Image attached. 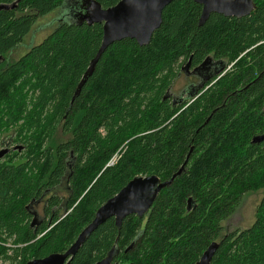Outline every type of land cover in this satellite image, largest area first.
I'll return each mask as SVG.
<instances>
[{
    "label": "trees",
    "instance_id": "16d2710c",
    "mask_svg": "<svg viewBox=\"0 0 264 264\" xmlns=\"http://www.w3.org/2000/svg\"><path fill=\"white\" fill-rule=\"evenodd\" d=\"M66 1L0 0L16 2L0 8V137L12 132L9 147H22L0 160V264L65 252L133 178L164 182L181 166L144 216L119 229L107 220L69 264H95L115 245L112 263L197 264L213 242L210 264H264V0L201 27L200 5L173 0L148 45L113 43L78 92L103 24L59 22L9 58ZM207 57L223 68L173 107L181 67ZM259 191L252 225L227 231L243 197Z\"/></svg>",
    "mask_w": 264,
    "mask_h": 264
},
{
    "label": "water",
    "instance_id": "95a60500",
    "mask_svg": "<svg viewBox=\"0 0 264 264\" xmlns=\"http://www.w3.org/2000/svg\"><path fill=\"white\" fill-rule=\"evenodd\" d=\"M68 1V0H67ZM67 1L65 3H67ZM173 0H120L113 7L102 9L93 0H75L73 3L74 21L87 22L88 24L100 23L102 25V40L95 57L90 61L87 72L81 80L77 92L84 84L86 78L91 75L97 62L105 50L113 43L131 39L139 46L149 44L153 33L160 28L162 23V11ZM201 6V14L198 20L199 27L203 26L211 14H219L228 18L241 19L251 14L255 8L253 0H192ZM16 2L9 6H2L3 9H13ZM85 12L83 20L79 15ZM73 21V22H74ZM219 73V72H218ZM217 73V74H218ZM216 74V75H217ZM197 93V92H196ZM195 94V93H194ZM192 97V96H190ZM262 137H255L252 142H258ZM10 143V141H9ZM0 150V160L9 152L21 150V146L12 148L4 144ZM183 167L168 181L161 182L158 177L152 175L147 177H135L129 181L115 196L100 206L94 214L92 221L83 228L74 243L63 253H52L41 259H33L26 264H69L77 254L80 247L107 220L113 218L116 227L119 229L124 218L130 215L137 217L144 216L158 193L165 187L170 186L174 178L179 175ZM191 199L187 200V209H190ZM218 243H211L204 251L197 264H210ZM118 253L115 246L105 258L95 264H117L112 263Z\"/></svg>",
    "mask_w": 264,
    "mask_h": 264
},
{
    "label": "rangeland",
    "instance_id": "374dc122",
    "mask_svg": "<svg viewBox=\"0 0 264 264\" xmlns=\"http://www.w3.org/2000/svg\"><path fill=\"white\" fill-rule=\"evenodd\" d=\"M75 0H68L61 9L54 12L53 14L39 20L34 29L31 32V35L19 46L11 55L10 60L17 59L22 56L26 50L32 45H36L42 41L50 32L54 29V27L62 21H74V13L71 12L73 9V3ZM184 84L186 82L183 80L178 81L175 84L174 90H181L184 88ZM13 133L10 132L6 135L1 136V142L5 145L9 144L10 138L13 137ZM5 146H0V150ZM262 200V192H255L247 194L243 197L239 208L235 212L233 216H231L223 226L227 229V231H231L234 228L246 229L249 228L255 220L256 209ZM10 242H7V245Z\"/></svg>",
    "mask_w": 264,
    "mask_h": 264
},
{
    "label": "flooded vegetation",
    "instance_id": "af4514ba",
    "mask_svg": "<svg viewBox=\"0 0 264 264\" xmlns=\"http://www.w3.org/2000/svg\"><path fill=\"white\" fill-rule=\"evenodd\" d=\"M84 11L79 15L80 21H82ZM77 22V21H74ZM223 68L222 63L213 61L208 57L196 65H192L191 61L181 67L179 73V79L175 81L168 94L172 101L173 107L182 105L190 96L198 92L205 83H207L213 76H215ZM183 80L186 82L184 88L179 90H174L175 84Z\"/></svg>",
    "mask_w": 264,
    "mask_h": 264
},
{
    "label": "bare ground",
    "instance_id": "6f19581e",
    "mask_svg": "<svg viewBox=\"0 0 264 264\" xmlns=\"http://www.w3.org/2000/svg\"><path fill=\"white\" fill-rule=\"evenodd\" d=\"M15 9V8H14ZM116 159V158H115ZM113 164V163H112ZM111 165V164H110Z\"/></svg>",
    "mask_w": 264,
    "mask_h": 264
}]
</instances>
